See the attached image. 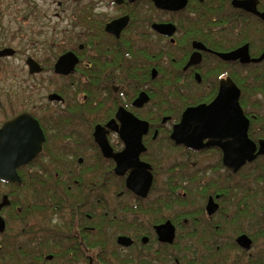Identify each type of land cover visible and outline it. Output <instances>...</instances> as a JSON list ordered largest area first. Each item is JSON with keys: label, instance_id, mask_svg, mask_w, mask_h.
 Returning a JSON list of instances; mask_svg holds the SVG:
<instances>
[{"label": "flooded vegetation", "instance_id": "obj_1", "mask_svg": "<svg viewBox=\"0 0 264 264\" xmlns=\"http://www.w3.org/2000/svg\"><path fill=\"white\" fill-rule=\"evenodd\" d=\"M236 1L72 0L20 90L0 36V264H264V0ZM227 82L244 161L235 106L179 130Z\"/></svg>", "mask_w": 264, "mask_h": 264}, {"label": "rangeland", "instance_id": "obj_2", "mask_svg": "<svg viewBox=\"0 0 264 264\" xmlns=\"http://www.w3.org/2000/svg\"><path fill=\"white\" fill-rule=\"evenodd\" d=\"M61 2V7L58 3ZM72 0H30L28 6L21 8L20 0L17 1V6H11V12L0 18V27L5 28L0 36L5 39L8 38L12 32L17 33V43L13 47L18 49V55L13 59H8L9 67L16 68L15 72L20 74L16 77L17 88L26 89L28 83H37L38 78H31L24 68V59L27 54L34 49L43 50L45 42L48 38L58 35L59 28L68 22L70 15V6L73 4ZM84 3L87 0H76ZM23 3V2H22ZM30 4V6H29ZM13 9H15L13 11ZM19 9V12H16ZM65 9V13L62 11ZM13 13H17L14 16ZM26 14H31L27 16ZM25 21V22H23ZM49 26V29H45ZM55 29V30H54ZM42 31V32H39ZM9 35V36H8ZM7 39L3 41L5 45ZM34 43V44H32ZM32 44V45H31Z\"/></svg>", "mask_w": 264, "mask_h": 264}, {"label": "water", "instance_id": "obj_3", "mask_svg": "<svg viewBox=\"0 0 264 264\" xmlns=\"http://www.w3.org/2000/svg\"><path fill=\"white\" fill-rule=\"evenodd\" d=\"M254 2V6H255V1L254 0H246V1H236L235 4L241 7H248L249 3ZM252 11H255L254 7H252L251 9ZM259 15L264 19V12L263 13H259ZM107 30H110V24L107 25L106 27ZM8 49H4L2 51H0V55H5V54H10L12 53V50H10L11 52L8 51ZM70 54H68L67 56H69ZM36 64L34 61H30L29 62V68L30 71H38L39 69L36 67H33V65ZM61 64L60 61L58 62V64L56 65V71L59 72V70L61 69ZM237 96H238V90L236 89V87L230 82L227 84H222L220 92L218 94V96L216 97V99L214 101H212L210 104L208 105H201L198 106L196 108H190L188 110H186V112L184 113L182 122L179 125V130H183V129H187L189 122L191 121V119H193V117L195 115H200L201 118H199L198 123L199 125L197 126V129H199V127L201 128L200 130H202L203 127V123H208L209 121L206 120L208 115L211 114H219L220 112L218 111L220 107L222 106H235L236 110L233 111V113L237 114V118H242V124L240 125L239 123H235V121L233 122L234 128L235 126H237V133H238V137H240V135L242 136V138L244 139L243 141V159L242 161H244L245 159H249L251 157V152L252 150H248L246 151L245 149L250 147V143L247 140V134H246V130H247V126H248V122L246 117L244 116V114L242 113V110L237 102ZM222 113V112H221ZM227 113H230L229 111ZM211 129H214V126L209 127ZM220 127H218V129H220ZM172 138L176 139L177 142H179V140H182L184 143L188 144L187 141L191 138V136H186V135H180V136H176V134H172ZM123 155L120 156H116V162H117V167L122 166L124 163L121 161ZM241 162H239L240 164ZM118 169V168H117ZM4 227L3 221L0 218V230H2Z\"/></svg>", "mask_w": 264, "mask_h": 264}]
</instances>
